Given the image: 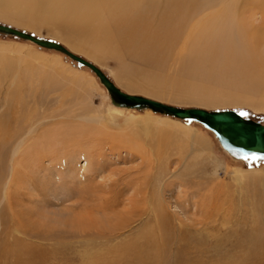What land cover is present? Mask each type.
Returning a JSON list of instances; mask_svg holds the SVG:
<instances>
[{
	"label": "rangeland",
	"instance_id": "374dc122",
	"mask_svg": "<svg viewBox=\"0 0 264 264\" xmlns=\"http://www.w3.org/2000/svg\"><path fill=\"white\" fill-rule=\"evenodd\" d=\"M7 11L0 25L62 45L125 93L180 108L234 110L264 124L259 94L232 89L229 102L209 104L177 88L187 75L181 55L154 64L125 51L93 54L78 48L90 41L81 45L38 11L31 16L26 7L22 21ZM1 81L8 98L26 104L28 111H18L35 115L41 129L14 162L19 203L13 210L0 203V264H264V161L231 157L198 123L115 107L86 67L2 34ZM246 94L249 103L236 100ZM78 105L96 110L89 114L102 123L77 120ZM16 116L9 109L0 122V196L10 178L12 145L5 140ZM159 205L167 231L157 223Z\"/></svg>",
	"mask_w": 264,
	"mask_h": 264
},
{
	"label": "bare ground",
	"instance_id": "6f19581e",
	"mask_svg": "<svg viewBox=\"0 0 264 264\" xmlns=\"http://www.w3.org/2000/svg\"><path fill=\"white\" fill-rule=\"evenodd\" d=\"M2 6V17H9L7 9H10L20 20L26 7L31 10L28 14L31 16L38 11L40 18L55 22L80 37L81 45L84 40L90 41L78 48H86L93 54L125 51L154 64L181 55L182 69L187 75L176 86L200 95L204 103L229 102L233 98L232 89L240 91L239 94H259L264 100V0H2ZM9 89L7 86L3 91L0 89L5 95L0 122L8 120L9 109L17 116L13 124L10 123L14 133H9L5 140L12 145L8 151L11 168L10 178L1 187L0 203L11 210L19 203L17 191L12 188L15 178L19 177L14 162L28 146V140L41 129V120L18 111L22 106L25 109L26 104L8 98ZM220 93L227 95L224 99L217 98ZM243 96L236 100L249 103L248 95ZM79 106L82 113L77 120L102 123L101 116L89 114L96 110ZM33 119L34 122L26 125ZM144 133L146 135L147 130ZM175 135L183 138L185 134H171ZM39 148L36 143L32 145L34 153H39ZM211 206L217 208L214 204ZM155 210L159 215L158 226L167 231L168 220L160 205ZM1 221L0 217V226ZM168 236L162 235V238Z\"/></svg>",
	"mask_w": 264,
	"mask_h": 264
},
{
	"label": "water",
	"instance_id": "95a60500",
	"mask_svg": "<svg viewBox=\"0 0 264 264\" xmlns=\"http://www.w3.org/2000/svg\"><path fill=\"white\" fill-rule=\"evenodd\" d=\"M0 34L30 42L39 48L56 51L86 67L106 89L111 103L115 107L137 111L148 110L154 114L179 121L198 123L213 133L220 147L231 157L237 160L256 157L253 160L264 161V124L246 118L238 111H207L199 108H180L146 97L128 94L116 87L101 69L71 53L56 42L38 38L5 25H0Z\"/></svg>",
	"mask_w": 264,
	"mask_h": 264
},
{
	"label": "snow or ice",
	"instance_id": "6c2138e0",
	"mask_svg": "<svg viewBox=\"0 0 264 264\" xmlns=\"http://www.w3.org/2000/svg\"><path fill=\"white\" fill-rule=\"evenodd\" d=\"M253 159H256V157H252Z\"/></svg>",
	"mask_w": 264,
	"mask_h": 264
}]
</instances>
